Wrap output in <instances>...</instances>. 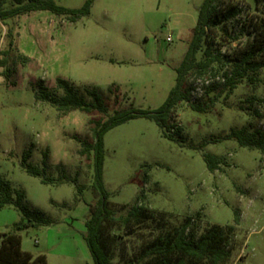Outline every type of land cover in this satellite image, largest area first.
<instances>
[{"label": "rangeland", "instance_id": "1", "mask_svg": "<svg viewBox=\"0 0 264 264\" xmlns=\"http://www.w3.org/2000/svg\"><path fill=\"white\" fill-rule=\"evenodd\" d=\"M84 1L54 0L68 8H79ZM202 2L94 0L89 14L75 22L44 10L0 22V50H8L11 70L8 78L0 73V178L23 192V205L50 220L19 232L21 249L44 254L47 264H94L84 235L89 204L99 194L92 185V160L79 153L81 141H92L89 120L130 106L155 110L163 104ZM218 2L241 10L227 22L231 35H238L234 42L219 28L213 31L222 50L229 51L247 38L239 35L240 23L256 15L252 0ZM227 68L214 64L215 75H188L186 84L195 82L197 88L205 79L220 84L200 99L201 91H194L191 101L200 100L207 105L205 111L191 110L188 102L174 107L175 140L163 137L155 122L144 117L105 133L102 180L108 207L119 216L143 190L138 204L162 212L153 221L129 228L116 224L110 230L111 264H137L147 242L186 218L192 219L190 228L198 236L213 224H234L236 214L239 222L224 264H264V159L259 150L226 138L231 129L241 127L264 131V68L253 75L254 81L241 80L231 93L221 86ZM57 78L81 93L84 87L96 88L106 99L108 113L62 111L38 99L40 81L52 97L63 94ZM113 87L117 98L108 92ZM26 151V163L43 169L40 177L25 171ZM207 153L221 158L213 172L206 168ZM42 177L52 182L43 183ZM20 219L14 203L1 208L0 232L12 231Z\"/></svg>", "mask_w": 264, "mask_h": 264}, {"label": "trees", "instance_id": "2", "mask_svg": "<svg viewBox=\"0 0 264 264\" xmlns=\"http://www.w3.org/2000/svg\"><path fill=\"white\" fill-rule=\"evenodd\" d=\"M94 0H85L79 8H68L58 5L54 0H0V22L27 14L32 11L44 10L60 16H66L70 22H75L89 14ZM219 0H203L196 19L191 39L180 64L175 68V83L170 89L163 104L155 110L139 109L130 106L126 109L116 110L105 119H90L92 124L90 131L91 142L81 141L79 153L91 158L93 181L92 185L99 194V199L89 204V217L85 222L84 239L89 249L94 264H111L109 250L110 230L116 225L125 228L138 226L147 221L157 219L159 212L148 206L139 205L138 201L144 196L143 190L131 204H126L125 212L115 216L107 205L109 193L106 191L102 180L103 167V137L107 131L128 120L144 117L152 119L161 129L163 137L175 140L173 124H171V112L180 102H188L193 111H205L207 105L200 100L191 101L196 89L201 91L197 99L203 95L213 93L220 83H204L195 87V82L186 84L190 73L201 79L206 73L215 75L211 70L212 65L219 67L228 65L221 74L222 91L231 93L245 78L254 81L253 76L261 68H264V0H252L254 18L242 21L239 35L247 36L244 44L234 46L231 50H222V44L215 40L213 31L219 28L232 43L238 35H231L227 22L237 16L241 10L237 6L223 7ZM200 54V55H199ZM1 74L9 77L11 70L8 67V50H0ZM25 59V58H24ZM210 70V71H209ZM196 78V79H197ZM56 83L63 90V94L54 98L48 93L42 81L39 82L40 93L38 99L50 101L57 109L62 111L80 110L86 114L99 112L108 113V105L103 94L96 88L84 87V93L75 89L67 80L57 78ZM114 92L117 98V87L108 88V92ZM86 96L89 100L86 99ZM180 127L175 128L179 133ZM226 138L234 139L239 146L248 149H257L264 159V131L249 132L246 127L231 129ZM30 152L26 151L22 156L25 171L33 176H41L43 169L37 168L26 161ZM44 154L43 164L46 163ZM204 161L208 171H215L221 163V158L216 155L204 154ZM64 177V176H63ZM43 183L52 182L51 178L42 177ZM15 194V200H13ZM23 192L13 190L10 183L0 178V209L14 203L21 212V219L13 224L12 231L0 232V264H47L44 254L32 255L21 249V237L19 232L28 227H39L50 224V220L35 210H30L22 204ZM159 218V217H158ZM239 217L234 216V224H213L198 236L191 230L192 219L186 218L179 226L164 233H160L147 242L138 253L137 264H224L230 257L229 245L234 233L235 225ZM157 225H160V219Z\"/></svg>", "mask_w": 264, "mask_h": 264}]
</instances>
